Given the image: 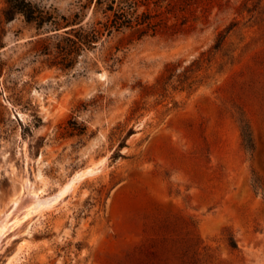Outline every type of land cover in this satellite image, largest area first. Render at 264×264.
Here are the masks:
<instances>
[{"label": "rangeland", "instance_id": "1", "mask_svg": "<svg viewBox=\"0 0 264 264\" xmlns=\"http://www.w3.org/2000/svg\"><path fill=\"white\" fill-rule=\"evenodd\" d=\"M28 1L102 18L95 0ZM162 5L176 34L124 29L64 68L69 24L8 20L0 0V214L38 171L53 195L103 163L9 235L0 264H264V0Z\"/></svg>", "mask_w": 264, "mask_h": 264}, {"label": "trees", "instance_id": "2", "mask_svg": "<svg viewBox=\"0 0 264 264\" xmlns=\"http://www.w3.org/2000/svg\"><path fill=\"white\" fill-rule=\"evenodd\" d=\"M8 2L9 6L5 10V17L8 20L15 14H21L27 22L35 23L38 29L46 24L53 27H59L62 23L69 24L68 29L63 31L64 36L57 45V56L52 61L53 65L64 68L72 67L76 56H79L85 48L96 47L105 37H110L124 29H135L139 39L155 36L161 31H169L171 35L177 33L175 24H169L168 19L155 20L164 13L158 11L163 7L164 0H95L96 11L102 14V18L86 26L83 24L84 18L78 20L81 15L79 12L75 13V19L69 20L64 15L54 16L53 13L41 9L28 0H8ZM151 3L157 8L155 13L150 10ZM81 7L85 6L81 5ZM176 7V3H168L165 7L166 12L170 13ZM218 41L214 49H218L223 42L220 38ZM46 54H49L48 51ZM77 131L82 134L85 129L79 128ZM242 138L245 148L252 151L253 137L247 124L242 127ZM233 247H236V243H233Z\"/></svg>", "mask_w": 264, "mask_h": 264}, {"label": "bare ground", "instance_id": "3", "mask_svg": "<svg viewBox=\"0 0 264 264\" xmlns=\"http://www.w3.org/2000/svg\"><path fill=\"white\" fill-rule=\"evenodd\" d=\"M18 115L24 120L23 113H18ZM102 165L103 163L101 162L95 163L86 169L78 171L53 195H48L46 193V183L40 171L35 173L34 181L27 178L22 189L12 197L10 208L0 214V250L3 248L5 239L12 233L16 235L18 230L29 218L35 217L39 219L48 211L54 210L56 206L63 203L62 201H64L63 199L65 197L78 187L77 185L83 179L100 172L102 170ZM39 184L41 186L37 187ZM9 241L10 240L5 242L9 243ZM9 261L11 262V260ZM10 262L6 264H11Z\"/></svg>", "mask_w": 264, "mask_h": 264}, {"label": "water", "instance_id": "4", "mask_svg": "<svg viewBox=\"0 0 264 264\" xmlns=\"http://www.w3.org/2000/svg\"><path fill=\"white\" fill-rule=\"evenodd\" d=\"M68 28H64L63 31L67 30Z\"/></svg>", "mask_w": 264, "mask_h": 264}]
</instances>
